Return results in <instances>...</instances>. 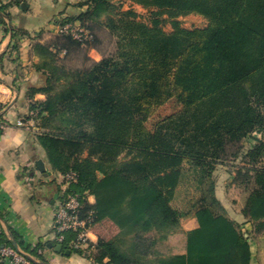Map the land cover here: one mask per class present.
Listing matches in <instances>:
<instances>
[{
    "label": "trees",
    "instance_id": "obj_1",
    "mask_svg": "<svg viewBox=\"0 0 264 264\" xmlns=\"http://www.w3.org/2000/svg\"><path fill=\"white\" fill-rule=\"evenodd\" d=\"M22 1L0 6L5 31L6 8ZM136 2L149 10L147 20L113 0L70 4L61 23L79 22L89 36L61 33L34 44L42 78L28 86L26 98L38 110L37 140L54 170L76 173L67 192L79 195L88 226L109 219L119 228L92 243L94 262L253 264L255 246L244 228L249 223L254 233L264 232V140L244 154L243 141L264 132V0ZM192 13L208 25L183 27L179 18ZM101 29L115 37L113 53L83 67L59 63L61 52L97 49ZM39 93L44 100L35 99ZM173 98L181 108L148 127L154 110ZM240 156L245 164L237 165L233 181L247 192L243 225L217 197L215 178L219 164ZM184 186L181 208L174 201ZM189 216L198 226L185 233L186 252L166 254L168 236ZM63 234L59 243L76 250L78 233ZM16 245L43 260L38 249L48 243L26 245L7 224L0 248Z\"/></svg>",
    "mask_w": 264,
    "mask_h": 264
},
{
    "label": "crops",
    "instance_id": "obj_2",
    "mask_svg": "<svg viewBox=\"0 0 264 264\" xmlns=\"http://www.w3.org/2000/svg\"><path fill=\"white\" fill-rule=\"evenodd\" d=\"M11 1L0 0V6ZM25 1L29 6L23 10L21 4ZM80 1L24 0L8 6L7 14H3L9 31L0 23V210L5 213V220L0 217V231H7L8 224L23 237L26 245L36 247L40 242L48 243L46 248L38 249L43 260L29 252L39 264H99L90 258L94 249L87 245H75L74 251L65 247L61 252L55 250L59 244L56 211L65 195L63 175L54 170L37 140V121L30 128L17 124L30 110L31 100L26 98L28 86L38 85L42 78L38 68L41 58L34 44L51 42L58 34L59 23L72 12L70 4ZM89 56L95 61L103 57L96 48L90 49ZM35 99L44 100L45 95L39 93ZM38 160L44 162L46 174L38 170ZM215 178L216 195L228 215L238 222L245 220L242 205L238 215L231 212L234 205L228 194L232 181L230 171L227 169L224 177L219 179L215 175ZM89 200L93 203L95 198L90 196ZM181 223L182 242L179 246L170 245L174 249L172 253L186 252L185 233L198 226L194 216L184 218ZM118 232V226L107 219L91 228L89 239L95 244L100 237L111 238ZM253 264L258 261L254 260Z\"/></svg>",
    "mask_w": 264,
    "mask_h": 264
},
{
    "label": "rangeland",
    "instance_id": "obj_3",
    "mask_svg": "<svg viewBox=\"0 0 264 264\" xmlns=\"http://www.w3.org/2000/svg\"><path fill=\"white\" fill-rule=\"evenodd\" d=\"M113 2L116 4L117 7L123 6L125 10L127 9H135L139 15L140 18L147 20L149 17V10L141 5H139L136 0H113ZM181 25L186 28H202L208 25L209 20L196 13L188 14L185 16H182L179 18ZM164 30L167 32H170L172 30L171 24L167 23L164 26ZM55 39L52 38L53 41ZM99 43H97V50L102 54H110L113 53L116 49V39L114 36L110 34V32L106 29H101L99 32ZM90 48L87 46H83L78 51H75L73 53L65 55L64 52H61L59 54V63L62 65H65L68 68H76V67H83L90 63L91 57L89 56ZM181 108V104L175 99H170L163 105L157 107L153 114L150 116V118L147 121V126L151 127L152 123L156 120H158L161 117H164L168 114H171ZM261 139L264 140V132L263 131H255L250 137L246 138L243 141V154L246 150L251 148L252 145L257 144L258 140ZM242 156H240L237 160H230L229 163L225 164H219L216 167L217 178L224 177L225 171L227 169L230 171V179L232 178V181L230 180V189H229V197H230V203L234 205V209H231V212L237 213L235 215H238V210L240 209V206L244 203V199L247 195V192L243 188V186L234 183L233 179L235 177V173L237 171V165H243L245 162L243 161ZM246 160V159H245ZM221 165V166H220ZM225 165L228 166L227 169H225ZM262 165H264V159L262 160ZM216 173V171H215ZM223 174V175H222ZM184 189V190H183ZM186 187L184 186L182 188V191L180 192L179 196L174 201V204L176 206H179L183 208L184 198L186 197ZM237 209V210H236ZM243 225L245 223V220L242 218V220L239 222ZM253 226L249 223L245 224L244 231L246 233V236L250 237V241L255 246L254 248V258L258 261V264H264V232H261L259 234H256L252 231ZM249 229V230H248ZM182 223L181 228L179 231H176L168 236L167 241L165 242V245L163 246V251L166 252V254H170L174 251L170 248V245H176L179 246L182 242V234H179L182 232ZM176 248V247H175ZM262 261V262H261Z\"/></svg>",
    "mask_w": 264,
    "mask_h": 264
},
{
    "label": "built area",
    "instance_id": "obj_4",
    "mask_svg": "<svg viewBox=\"0 0 264 264\" xmlns=\"http://www.w3.org/2000/svg\"><path fill=\"white\" fill-rule=\"evenodd\" d=\"M58 34L61 33H71L74 37L78 39H83L89 36V31L85 28L79 27V22L73 24L71 22L59 23ZM38 110L30 109L25 117H22L17 120L18 125L27 126L30 128V125L37 120ZM32 127V126H31ZM76 173L69 172L63 175V184L65 186V195L64 200L59 205L56 211V220L58 228V241L64 239V232L71 230L77 232V239L75 245L80 247L87 245L88 248L93 249L94 245L89 239V232L91 227L88 226V219H83L80 217V208L81 202L79 195L73 192H67L68 185L71 181L75 180ZM0 263L5 264H35L33 256L28 252L22 249L20 246L16 247L6 246L0 248Z\"/></svg>",
    "mask_w": 264,
    "mask_h": 264
},
{
    "label": "water",
    "instance_id": "obj_5",
    "mask_svg": "<svg viewBox=\"0 0 264 264\" xmlns=\"http://www.w3.org/2000/svg\"><path fill=\"white\" fill-rule=\"evenodd\" d=\"M28 6H29V4L26 1L21 4V8L23 10H26L28 8ZM36 164L38 166V170H40L41 172L46 174V168H45L44 162L42 160H38V161H36ZM100 176H102V174H100ZM62 249H63V245L61 243L57 244L55 247V250L58 252H61ZM66 252L69 253L70 251L67 250Z\"/></svg>",
    "mask_w": 264,
    "mask_h": 264
}]
</instances>
